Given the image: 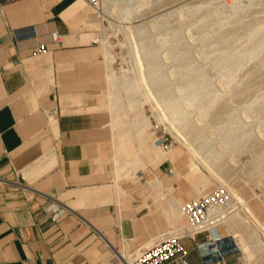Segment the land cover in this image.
<instances>
[{
  "label": "crops",
  "instance_id": "1",
  "mask_svg": "<svg viewBox=\"0 0 264 264\" xmlns=\"http://www.w3.org/2000/svg\"><path fill=\"white\" fill-rule=\"evenodd\" d=\"M3 3L0 264H123L120 253L136 255L186 224L178 207L193 199L153 171L131 173L144 189L117 185V158L127 167V155L142 147L134 129L120 133L114 124L108 65L94 42L100 23L88 1ZM40 46L47 53L35 54ZM179 156L148 160L168 169ZM205 240L182 241L189 264L209 263Z\"/></svg>",
  "mask_w": 264,
  "mask_h": 264
},
{
  "label": "rangeland",
  "instance_id": "2",
  "mask_svg": "<svg viewBox=\"0 0 264 264\" xmlns=\"http://www.w3.org/2000/svg\"><path fill=\"white\" fill-rule=\"evenodd\" d=\"M103 2L108 21L100 25L99 36L106 52L107 102L113 120L114 113H120L118 126L114 124L123 132L133 131L136 116L149 123L145 146L127 155L130 164L125 169L118 164L117 185L140 186L132 184L131 173L153 171L167 189L181 186L192 199L226 189L225 209L234 205L230 211L244 220L235 227L237 235L221 224L222 259L206 240L200 247L214 264H264V0ZM227 52L231 57L224 60ZM194 78L199 79L197 86H208L198 90H207L206 102L212 106L201 109L186 103L190 91L183 89ZM170 100L179 105L175 111L167 108ZM182 111L183 122L177 113ZM164 136L168 141L162 146L158 139ZM151 146L167 159L174 152L180 156L168 169L157 167L148 160ZM213 153H219L218 161ZM203 177L210 180L205 188L198 184ZM140 187L146 188L144 181ZM185 223L180 228L188 226Z\"/></svg>",
  "mask_w": 264,
  "mask_h": 264
},
{
  "label": "built area",
  "instance_id": "3",
  "mask_svg": "<svg viewBox=\"0 0 264 264\" xmlns=\"http://www.w3.org/2000/svg\"><path fill=\"white\" fill-rule=\"evenodd\" d=\"M93 10V16L102 27L107 24V15L103 0H87ZM4 15V3L0 0V18ZM57 33L52 34V40L57 41ZM95 43L101 45L100 36ZM35 54L47 53L44 46L36 47ZM164 146L168 139L164 136L158 139ZM229 201V193L226 189L220 188L211 193L193 199L181 207L182 214L188 219V226L179 228L177 231L168 234L166 237L152 245L151 247L139 252L136 255L127 256L120 253L123 264H189L188 250L183 244V240L195 239L199 234H205L206 241L215 252L217 258H223L221 249L222 236L219 232L221 224L224 222V214L218 212L211 214V209L215 206L225 207ZM55 222L56 219L52 218ZM124 255V256H123ZM133 257V259H131ZM208 264H214L209 259Z\"/></svg>",
  "mask_w": 264,
  "mask_h": 264
},
{
  "label": "bare ground",
  "instance_id": "4",
  "mask_svg": "<svg viewBox=\"0 0 264 264\" xmlns=\"http://www.w3.org/2000/svg\"><path fill=\"white\" fill-rule=\"evenodd\" d=\"M254 1V0H253ZM106 2V1H105ZM120 3V2H119ZM123 4V3H122ZM198 6H200V5H198ZM206 6V5H205ZM196 7V6H195ZM197 8H199V7H197ZM248 8V7H247ZM237 12V11H236ZM235 12V13H236ZM243 12V11H242ZM199 15V14H198ZM237 15V14H236ZM193 17V16H192ZM206 17V16H205ZM232 21V20H231ZM220 22V21H219ZM229 22L230 21H228V24H229ZM216 23V22H215ZM223 23V22H222ZM241 24V23H240ZM171 26V25H170ZM220 26V25H219ZM226 27H227V24H226ZM229 27V26H228ZM254 27V26H253ZM260 28V27H259ZM139 29V28H138ZM220 30H221V28H220ZM207 33V32H206ZM212 33H214V32H212ZM204 35V34H203ZM144 36V35H143ZM215 36V35H214ZM217 38H218V36H217ZM247 38V37H246ZM252 41V40H251ZM261 46V45H260ZM247 49V48H246ZM257 50V49H256ZM105 49L103 48V54L105 55ZM252 54V53H251ZM185 54H183V58H185ZM107 57V56H106ZM149 61H150V64H153L154 62H155V57L154 56H152V53L149 55ZM224 58V60H229V58L231 57V53L230 52H227L226 54H224V56H223ZM253 57V55H251L250 56V58H252ZM254 58H256V57H254ZM210 59V58H209ZM258 59V58H257ZM238 60V59H237ZM242 62V61H241ZM215 64V63H214ZM249 64V63H248ZM234 65V64H233ZM231 66V65H230ZM240 67V66H239ZM239 67H238V69H239ZM198 68V67H197ZM243 68H245V67H243ZM224 70V69H223ZM241 70V69H240ZM243 70V69H242ZM240 72V71H239ZM182 74H183V72H182ZM228 74V73H227ZM201 75V74H200ZM202 76V75H201ZM239 76V75H238ZM210 77V76H209ZM227 77H229V76H227ZM142 78V77H141ZM225 78V77H224ZM201 79V78H200ZM226 79V78H225ZM110 80H111V78H110ZM142 80H143V78H142ZM197 80H199V79H196V78H194V79H191L190 81H188V86H186V89H183V92L185 91H187V90H189L190 91V96H189V98L187 99V102L186 103H188V105L189 106H195V105H199L198 107H200L201 109L203 108V106L205 105V104H207V97L208 96H206L207 94V90H201L202 88H207L208 86L205 84L204 86L202 85V86H197ZM232 80V79H231ZM237 80V79H236ZM144 81V80H143ZM147 81V80H146ZM214 82V81H213ZM237 82V81H236ZM235 82V83H236ZM133 83V82H132ZM145 84V83H144ZM204 84V83H203ZM213 84V83H212ZM199 85V84H198ZM231 85V84H230ZM131 86V84L129 85V87ZM134 86V85H133ZM142 86V85H141ZM140 85H139V87H141ZM212 86V85H211ZM210 87V86H209ZM230 87V86H229ZM198 88H201L200 90H198ZM216 91V90H215ZM218 93V92H217ZM204 94V95H203ZM219 95H220V92L218 93ZM217 94V95H218ZM218 95V96H219ZM223 96V95H222ZM215 98V97H214ZM217 98V97H216ZM263 98V97H262ZM213 100V99H212ZM204 102V103H203ZM216 102V101H215ZM209 103V102H208ZM211 103V102H210ZM166 104H167V108L168 109H172V110H176L178 107H179V105L177 104V102H176V100H170V101H167L166 102ZM214 104V103H213ZM207 105H210V104H207ZM254 105V104H253ZM210 106H212V105H210ZM252 107V106H251ZM207 108V107H206ZM208 108H209V106H208ZM203 109H205V108H203ZM134 109H132V111H133ZM238 111V110H237ZM117 113V112H116ZM178 114H179V116L180 117H178V118H180V120H181V122H183L184 121V117L186 116V113H185V111H182V112H177ZM236 113V112H235ZM118 114H120L119 112H118ZM117 114V115H118ZM122 114V113H121ZM115 113H114V121H115V123L117 124V126H118V116H117ZM125 116V115H124ZM122 118V117H121ZM126 118V117H125ZM123 119V118H122ZM231 119H233V118H231ZM121 120V119H120ZM119 120V121H120ZM230 120V119H229ZM263 121V120H262ZM122 122H124V121H122ZM230 122H227V124L226 125H228ZM115 124V125H116ZM233 124V123H232ZM149 125V123H148V120L147 119H139V118H137V116L135 117V126H134V130H135V133H136V135H137V138H138V140L140 141V144H141V147L144 145V143L146 142V134H145V130H146V128H147V126ZM221 126H222V124H221ZM183 127H184V125H183ZM131 129H133V128H131ZM176 129V128H175ZM223 131H224V129H223ZM217 132H219V131H217ZM246 132V131H245ZM244 132V133H245ZM252 133V132H251ZM221 134V133H220ZM250 134V133H249ZM151 135V134H150ZM183 136V135H182ZM221 136V135H220ZM235 136V135H234ZM251 136V135H250ZM249 136V137H250ZM234 139V138H233ZM249 140V139H248ZM148 144V143H147ZM224 145V144H223ZM145 146V145H144ZM147 148H148V146H147ZM174 150L172 149L170 152L172 153ZM148 155L149 154H152V160H155V159H158V158H160L161 157V155H159L158 153H155L154 152V146H151L150 148H149V150L146 152ZM121 154V153H120ZM202 155V154H201ZM213 155H214V157H215V159L218 161L219 159H220V155H219V153H213ZM226 155V154H225ZM120 156V155H119ZM168 156H166V158H167ZM201 157V156H200ZM222 157V156H221ZM117 160H118V164L120 163V157H118L117 158ZM204 162V161H203ZM124 163H126V162H124ZM126 165L127 164H124L123 165V168H125L126 167ZM122 168V169H123ZM136 175V174H135ZM134 175V176H135ZM198 184L199 185H202L201 187H207V186H209L210 185V180L207 178V177H203L199 182H198ZM200 190V189H199ZM239 200H241L240 198H239ZM244 204V203H243ZM234 206V205H233ZM233 206H230L228 209H225V207H219V206H215V207H213L212 209H211V214L213 215V214H216V213H218V212H220V213H222V214H224V218H223V220H224V224H226L227 226H228V229H229V231L231 232V233H233L234 235H237V232L236 231H234L235 230V227H236V225L238 224V222L240 223V220L242 221V220H244L243 218H240V215L238 214V213H235V214H232L233 213V210L232 211H230V209H232V207ZM237 207H239V206H237ZM237 207H235V208H237ZM248 209V208H247ZM235 210V209H234ZM249 254V253H248ZM124 256V255H123Z\"/></svg>",
  "mask_w": 264,
  "mask_h": 264
}]
</instances>
